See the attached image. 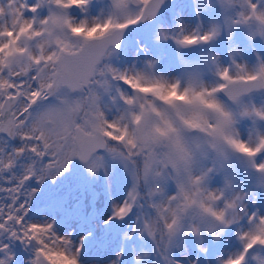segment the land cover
<instances>
[{
    "label": "snow or ice",
    "instance_id": "6c2138e0",
    "mask_svg": "<svg viewBox=\"0 0 264 264\" xmlns=\"http://www.w3.org/2000/svg\"><path fill=\"white\" fill-rule=\"evenodd\" d=\"M74 162L86 195L34 209ZM17 247L264 264V0H0V264Z\"/></svg>",
    "mask_w": 264,
    "mask_h": 264
},
{
    "label": "rangeland",
    "instance_id": "374dc122",
    "mask_svg": "<svg viewBox=\"0 0 264 264\" xmlns=\"http://www.w3.org/2000/svg\"><path fill=\"white\" fill-rule=\"evenodd\" d=\"M132 36H141L143 38V32L138 31L132 33ZM243 44V41H241ZM130 47H134V44H131V37L129 40ZM218 50L221 51V54H223V46L218 45ZM131 57H127V59H130ZM88 191V180L87 177L84 176L82 170L80 169L78 163L74 162L73 171L70 175L66 176L63 180H60L57 182L55 188L45 185V187L42 189L40 195L36 198V203L34 205V209L40 208L46 201V198L48 195L52 192H59L62 195L69 196L73 199L83 198L86 195V192ZM48 215H55L56 212L52 209L47 210ZM58 226L61 228V230H65L69 227H74L75 225H68L65 224L63 220H60L58 222ZM90 227L89 224L86 222L81 223V230H84L86 228ZM16 256L18 258V264H19V258L24 257L25 253L22 249L19 247L16 248Z\"/></svg>",
    "mask_w": 264,
    "mask_h": 264
}]
</instances>
